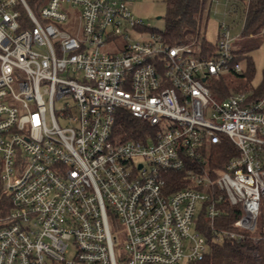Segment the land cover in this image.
<instances>
[{"label": "built area", "instance_id": "built-area-1", "mask_svg": "<svg viewBox=\"0 0 264 264\" xmlns=\"http://www.w3.org/2000/svg\"><path fill=\"white\" fill-rule=\"evenodd\" d=\"M127 1L0 0V264L188 263L260 224L264 254V95L208 85L243 71L229 25L206 55L145 31ZM249 2L229 0L243 22ZM121 108L151 131L120 139ZM226 206L233 227L214 226Z\"/></svg>", "mask_w": 264, "mask_h": 264}, {"label": "trees", "instance_id": "trees-1", "mask_svg": "<svg viewBox=\"0 0 264 264\" xmlns=\"http://www.w3.org/2000/svg\"><path fill=\"white\" fill-rule=\"evenodd\" d=\"M233 2L243 0H232ZM28 7L36 12L45 0H25ZM166 7L163 16L164 29L161 32L164 41L173 43H199L202 53H210L215 48V42H210L201 35V23L203 11L206 8L207 0H165ZM240 3H238V6ZM209 6V5H208ZM240 12V10H236ZM240 15V14H239ZM264 42V0H250L243 28L240 35L233 41V62H239L240 58L246 57L247 69L241 73L227 71L209 80V87L216 99H223L231 93L239 90L252 91L253 98L264 95V73L261 82L253 86L251 79L254 71L253 62L249 52ZM237 78H241V82ZM235 82V83H234ZM231 86V87H230ZM232 90V91H231ZM150 126L135 117L125 108L119 109L115 121V133L120 139L142 137L149 132ZM220 161L227 158V154L220 150L224 146L217 145ZM230 148V147H228ZM177 178L183 176L178 172ZM174 185L179 187L184 183ZM9 210V198L3 193L0 184V216ZM239 216V210L226 206L222 217L218 218L214 226L232 228V221ZM201 230L209 236L210 228L205 219H202ZM261 232V224L255 232H247L245 237L239 241L225 240L222 243H211L209 249L201 258L188 262L187 264H264V254L261 251L255 255L256 246L252 243L251 237Z\"/></svg>", "mask_w": 264, "mask_h": 264}, {"label": "rangeland", "instance_id": "rangeland-1", "mask_svg": "<svg viewBox=\"0 0 264 264\" xmlns=\"http://www.w3.org/2000/svg\"><path fill=\"white\" fill-rule=\"evenodd\" d=\"M126 6L129 8L133 17L140 19L145 31H162L164 29L163 16L166 7L165 0H128ZM205 6L206 8L203 11L201 23V35H203L207 41L215 42L218 39L220 23L222 21L229 25V35L234 40L240 35L244 22L240 18L238 12L233 10V6L229 3V0H207ZM127 31L129 33V41L132 42L139 37L138 30L133 29L131 26H128ZM143 33L147 34V32ZM123 40V38H118L117 44L122 46ZM106 49L112 51L113 45H111L110 48L106 47ZM249 55L251 56L254 67L251 82L253 86H257L261 82L264 73V42H261L259 46L251 50ZM239 64L243 70H246L248 65L247 58H240ZM237 79L238 81L236 82H241V78ZM61 103L60 100H56V107L61 106ZM109 223L112 232L117 236L118 242L122 244L123 235L125 233L123 224L111 213L109 214ZM118 242H116V251L120 249ZM68 249L69 254H67V256H70L74 250L73 245ZM176 264L187 263L185 260H182Z\"/></svg>", "mask_w": 264, "mask_h": 264}, {"label": "crops", "instance_id": "crops-1", "mask_svg": "<svg viewBox=\"0 0 264 264\" xmlns=\"http://www.w3.org/2000/svg\"><path fill=\"white\" fill-rule=\"evenodd\" d=\"M210 3H211V1H210Z\"/></svg>", "mask_w": 264, "mask_h": 264}]
</instances>
